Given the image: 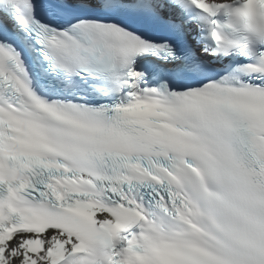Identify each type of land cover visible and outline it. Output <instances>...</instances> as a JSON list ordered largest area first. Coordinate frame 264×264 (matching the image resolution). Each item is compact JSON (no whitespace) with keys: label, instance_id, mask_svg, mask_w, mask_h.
Instances as JSON below:
<instances>
[{"label":"snow or ice","instance_id":"1","mask_svg":"<svg viewBox=\"0 0 264 264\" xmlns=\"http://www.w3.org/2000/svg\"><path fill=\"white\" fill-rule=\"evenodd\" d=\"M0 264H264V0H0Z\"/></svg>","mask_w":264,"mask_h":264}]
</instances>
